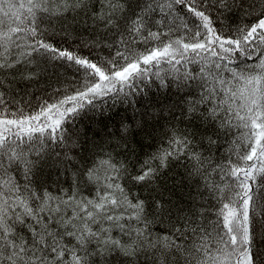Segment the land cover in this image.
<instances>
[{
  "label": "snow or ice",
  "instance_id": "obj_1",
  "mask_svg": "<svg viewBox=\"0 0 264 264\" xmlns=\"http://www.w3.org/2000/svg\"><path fill=\"white\" fill-rule=\"evenodd\" d=\"M0 264H264V0H0Z\"/></svg>",
  "mask_w": 264,
  "mask_h": 264
},
{
  "label": "trees",
  "instance_id": "obj_2",
  "mask_svg": "<svg viewBox=\"0 0 264 264\" xmlns=\"http://www.w3.org/2000/svg\"><path fill=\"white\" fill-rule=\"evenodd\" d=\"M54 40L56 42H60L61 41V36L57 35L54 37ZM68 44H71V39H69ZM166 67V66H165ZM162 75L164 74L163 72L161 73ZM73 79V73H72V69L68 68H57L54 71L50 69L49 71V75L47 78H45L41 84H40V89H44L47 88L48 92L50 93L53 89H55L58 85L60 86H64L66 85L69 81H71ZM151 90L153 92L156 91V85H152ZM37 95H46L47 93H44L42 91H38L36 92ZM122 111H121V115H122ZM115 119H119V116H117ZM87 119H85L84 123H87ZM144 151H151L152 149L148 148V147H144L143 149ZM144 195H148V193L145 191L143 192Z\"/></svg>",
  "mask_w": 264,
  "mask_h": 264
}]
</instances>
